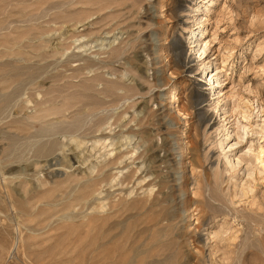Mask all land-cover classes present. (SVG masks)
Listing matches in <instances>:
<instances>
[{"label": "rangeland", "instance_id": "obj_1", "mask_svg": "<svg viewBox=\"0 0 264 264\" xmlns=\"http://www.w3.org/2000/svg\"><path fill=\"white\" fill-rule=\"evenodd\" d=\"M263 120L264 0H0V264H264Z\"/></svg>", "mask_w": 264, "mask_h": 264}, {"label": "bare ground", "instance_id": "obj_2", "mask_svg": "<svg viewBox=\"0 0 264 264\" xmlns=\"http://www.w3.org/2000/svg\"><path fill=\"white\" fill-rule=\"evenodd\" d=\"M207 2L211 3L212 0H207ZM201 19H202L201 17H198L196 24H200L202 22ZM195 28L197 29L196 32H192V37H193L192 42L193 43H197L198 42L197 38H202L204 35L203 29L201 28L200 25H198ZM210 43H211L210 40L203 39L202 42L200 43V45H198L196 50H195L196 59L194 58V60L195 61L198 60L199 61L198 64L202 65L201 67L204 70H206L208 68L207 66L211 65V61L206 60V54H207V51L209 50ZM193 45L194 44H192L190 47H192ZM196 45L197 44H195V46ZM82 60H83L82 66H87V65L91 64V62H92L87 57L82 58ZM97 68H99V67L96 66L95 69H97ZM221 69H222L221 67H215L213 70H211L207 74H205L206 71H204V74L202 75V80L199 81V83L201 86H203V85H205L204 82L209 81L210 85L208 87V90L210 91L211 96L214 98H218V97L223 96L222 99H224L223 100L224 101L223 102L224 107L222 110L223 115L221 116V120L225 121V119H226L225 114L227 112H229V108L227 107V103H226L227 100H225L226 96L224 94H219V95L215 96L216 94L220 93L219 90H217L216 86L220 84ZM211 73H213L212 76H210ZM204 75H206V76H204ZM93 78L97 79L96 74H93ZM170 98H172V96H170ZM27 101L32 102V104H33L32 106H33L34 110H30L29 113L23 114L22 117L19 119V121H21L24 126H29V123L32 120H39L41 125H42L41 126L42 127V130H41L42 133H44L45 135H48V136H53L52 140H48L46 142H40L39 146L37 148V152H42L43 149H45V150L51 149L53 146H56L58 144V139L55 138V135H58V134L59 135H66L68 133H71L72 131L77 130L78 127L76 126L75 121H72V122L67 121L64 110H62L60 108H55V109H52L51 112H48V113H42V112L39 113V110L35 109V102L30 100V99H27ZM215 103L217 104L218 100H216ZM226 124H227V121L222 123V126H221L222 129L220 131L223 132L224 138L221 139L218 144L222 150H223V144H225V146H227L226 152L222 155V157L224 159V164H226L229 169H235L236 167H238L240 165L241 158H242L241 156L236 155L235 151H234V147L237 143H239V140L237 138H234L237 132L235 133L232 130H227L225 128ZM242 127H244V126H242ZM257 127L259 129L258 130L259 132L263 131L264 130V120L261 124H258ZM71 129H73V130H71ZM261 154H263V152L261 150H256L252 155L253 157H255V160L258 161V163L262 162ZM78 162H80V161L78 160ZM102 178H103V172L101 170V173L99 172L98 174H96V176L92 179V182L90 184H88V183L85 184V186L88 187L91 185V186L95 187L96 185H98L102 181ZM149 184H151V183L148 181L145 184V186H149ZM93 188L90 189L91 194H92ZM83 195H85V194H83ZM71 207L72 206L70 203H67V205H65L66 210H69Z\"/></svg>", "mask_w": 264, "mask_h": 264}]
</instances>
